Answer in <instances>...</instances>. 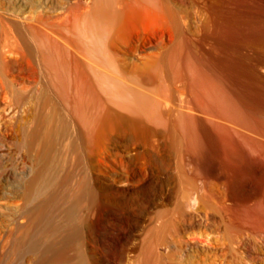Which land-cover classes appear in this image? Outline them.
<instances>
[{
  "label": "bare ground",
  "instance_id": "obj_1",
  "mask_svg": "<svg viewBox=\"0 0 264 264\" xmlns=\"http://www.w3.org/2000/svg\"><path fill=\"white\" fill-rule=\"evenodd\" d=\"M236 4L194 1L191 20L170 0H94L73 27L48 22L45 39L33 34L55 95L46 89L38 97L26 138L33 144L42 136V147L24 185V223L16 222L20 234L9 244L20 263L87 264L83 213L97 196L78 168L95 145L105 147L99 155L108 168L125 176L133 161L120 148L137 147V172L170 182L173 208L154 218L160 235L189 209L185 232L198 227L211 237L197 221L204 218L245 251L250 236L264 240V16L217 13ZM59 139L67 141L62 160L54 152ZM69 161L76 169L66 170ZM255 164L263 167L259 181L247 173Z\"/></svg>",
  "mask_w": 264,
  "mask_h": 264
},
{
  "label": "rangeland",
  "instance_id": "obj_2",
  "mask_svg": "<svg viewBox=\"0 0 264 264\" xmlns=\"http://www.w3.org/2000/svg\"><path fill=\"white\" fill-rule=\"evenodd\" d=\"M93 1L0 0V264L20 261L10 253L9 244L20 234L15 228L16 222L24 223V219L18 216L25 203L24 185L40 163L38 151L42 147V136L33 144H28L26 138L35 125L40 95H45L46 89L48 95H55L33 34L41 33L45 39L48 22L58 24L57 27H73L74 15L88 11ZM170 1L186 18L194 19L193 2L197 0ZM236 1V7L220 6L217 13L223 17L231 14L264 16V0ZM61 34L63 37L68 35L65 30ZM30 65L36 70L34 77L29 73ZM66 144L67 141L62 139L55 144V157L58 156L59 160L65 154ZM103 149L105 147L101 145L89 147L88 157L78 168L97 196V202L83 213L87 215V223L82 227L81 249L87 264H264V240L259 236L249 237L251 250L245 251L241 241L231 237L222 226L208 223L204 218L197 217V221L207 227L211 237L200 235L198 227L185 232L188 223L184 217L193 215L189 209L175 213L172 223L161 231L162 235L158 234L154 218L159 211L173 208L170 182L159 172L150 170L145 178L137 172L140 165L136 158L137 147L120 148L125 158L133 161L131 176L111 171L108 162L99 155ZM255 165L253 170H258L250 168L247 173L259 181L263 178L264 168ZM74 168L69 161L66 170ZM143 184L149 193L145 210L142 206ZM254 185L249 189L256 190ZM152 189H155V203ZM28 259L19 264H32Z\"/></svg>",
  "mask_w": 264,
  "mask_h": 264
}]
</instances>
